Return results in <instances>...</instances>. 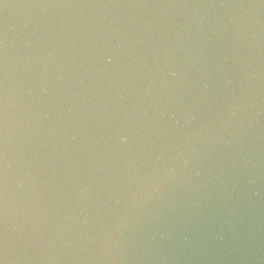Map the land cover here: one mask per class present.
I'll use <instances>...</instances> for the list:
<instances>
[{"label": "water", "instance_id": "95a60500", "mask_svg": "<svg viewBox=\"0 0 264 264\" xmlns=\"http://www.w3.org/2000/svg\"><path fill=\"white\" fill-rule=\"evenodd\" d=\"M2 264H264V0H0Z\"/></svg>", "mask_w": 264, "mask_h": 264}, {"label": "snow or ice", "instance_id": "6c2138e0", "mask_svg": "<svg viewBox=\"0 0 264 264\" xmlns=\"http://www.w3.org/2000/svg\"><path fill=\"white\" fill-rule=\"evenodd\" d=\"M0 264H2V261H0Z\"/></svg>", "mask_w": 264, "mask_h": 264}]
</instances>
